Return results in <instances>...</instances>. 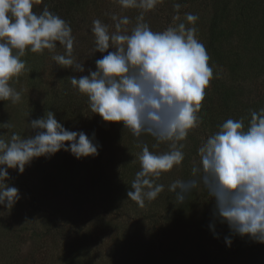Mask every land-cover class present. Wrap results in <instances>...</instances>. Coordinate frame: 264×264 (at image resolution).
<instances>
[{
  "label": "rangeland",
  "instance_id": "374dc122",
  "mask_svg": "<svg viewBox=\"0 0 264 264\" xmlns=\"http://www.w3.org/2000/svg\"><path fill=\"white\" fill-rule=\"evenodd\" d=\"M66 1L72 5L65 21L75 37L74 47L83 48L95 41L96 19L114 32L112 17L127 16L130 23L122 28L130 33L137 23H146L153 31L180 22L192 26L185 13L196 15V36L210 57L213 78L198 114L201 122L181 142L184 161L161 176L157 183L164 190L155 200L145 201L143 208L127 196L140 170L142 145L156 154L168 151L169 145L149 135L138 140L122 123L106 122L114 129L101 145L100 132H94L101 157L78 159L86 165L81 170H71L69 161L75 157L65 151L34 159L23 173L9 169L6 182L18 189L19 199L12 208L0 206V264H249V237L231 232L214 216L215 201L203 184L183 204L170 185L194 178L192 168L200 166L198 149L227 119H243L246 125L252 111L264 108L260 0H157L152 10L124 9L118 0ZM45 6L53 12L57 2L42 0L33 11L39 13ZM177 16L179 20H174ZM56 54H65L59 44L54 52L29 51L21 58L26 69L12 85L21 100L0 101V135L5 139L13 133L34 136L32 120L48 111L59 119L66 110V97L70 95L73 102L79 94L71 84L72 69L58 65L52 59ZM97 54L89 49L76 59L72 52L84 64L81 75L89 74V62ZM87 111L83 107L78 116L62 119L66 129L87 135ZM94 159L99 160L96 169ZM259 247L264 251V244Z\"/></svg>",
  "mask_w": 264,
  "mask_h": 264
},
{
  "label": "clouds",
  "instance_id": "9594fccd",
  "mask_svg": "<svg viewBox=\"0 0 264 264\" xmlns=\"http://www.w3.org/2000/svg\"><path fill=\"white\" fill-rule=\"evenodd\" d=\"M40 3L42 0H0V101L15 104L21 100V93L12 85L24 73L26 63L21 58L29 51L54 52L59 44L65 54L52 59L63 68L85 71L84 64L72 55L75 37L71 26L47 6L39 13L33 11L34 4ZM118 3L124 9L152 10L157 0ZM112 19L116 21L114 32L99 19L92 22L95 52L107 53L96 60V70L70 80L87 97L91 112L103 121L122 123L138 140L149 135L169 145V150L160 154L142 145L140 170L127 196L143 208L145 201L155 200L164 190V185L157 183L161 176L184 161L181 142L201 122L198 114L213 69L196 36L198 17L192 13H185L192 26L180 22L164 31L137 23L129 33L122 28L130 23L127 16ZM29 126L36 131L34 136L13 133L5 139L0 135V206L5 208H12L19 199L18 189L6 182L9 169L23 173L34 159L61 150L76 159L98 155L94 135L89 138L83 131L67 130L51 111ZM198 154L200 166L192 168L194 178L170 185L176 200L183 204L188 194L203 184L215 201L214 216L221 223L241 237L264 244V108L251 112L247 128L243 119H227L200 146ZM225 242L232 243L228 237Z\"/></svg>",
  "mask_w": 264,
  "mask_h": 264
},
{
  "label": "trees",
  "instance_id": "16d2710c",
  "mask_svg": "<svg viewBox=\"0 0 264 264\" xmlns=\"http://www.w3.org/2000/svg\"><path fill=\"white\" fill-rule=\"evenodd\" d=\"M56 2H57V7L54 9L53 13L57 14L58 16H60L64 20L69 18L68 15H70V9H71L72 5L70 3H68L66 0H56ZM52 3H54V0H51V4ZM260 4H262V15H263L262 25H263L264 24V0H260ZM260 28H262L263 35H264V25H263V27H260ZM95 47H96L95 41H93L92 45L90 47H86V48H83L80 46L73 47L72 52L75 54V56H76L75 58L77 59L83 53L88 52L89 49L95 50ZM111 50L112 49H110V51ZM106 54L107 53L102 54V53L98 52V54L92 58V60L89 62V64L91 65V67H89L91 71L96 70V60L100 59L103 55H106ZM72 71H73L72 77L76 76L78 78L79 76H81L80 72H76L73 69H72ZM66 98H67V102H64V106H65L66 110H64L63 115L60 117L61 119L60 118L57 119V121L59 123H61L66 128V125H65L63 120L70 118V117L73 118L74 116H78L80 114L81 110L83 109V107H87L88 111H87V121L86 122H87V126H88L87 135L89 136V138L96 131L100 132V134H101L100 145H101V142L103 140L107 142V140L111 138L109 130L114 129V127L111 128L113 123H110L111 126L108 127V124L105 121H103L99 115L93 114L90 110L88 99L86 96L81 95L79 93L76 97H73L74 98L73 102H71V100H70V98H71L70 95ZM245 123H247L245 125V128H247V126L250 123V120H248ZM61 153H63V150L58 152V154H61ZM98 153L99 154L96 156V158L101 157L100 147H98ZM85 159L86 158H82V161ZM69 163H70L69 165L71 166V170L74 172L76 170H81V169H83V166H86V165H84V163L80 162L76 158L70 159ZM98 166H99V160L94 159L93 163H92V168L96 169V168H98ZM248 245H249V264H260L259 263V256L264 260V251H262L261 248L259 247L260 243L249 238ZM261 264H264V262H262Z\"/></svg>",
  "mask_w": 264,
  "mask_h": 264
}]
</instances>
